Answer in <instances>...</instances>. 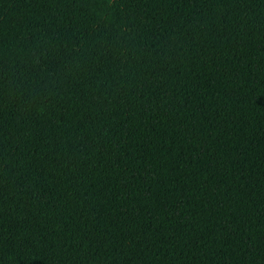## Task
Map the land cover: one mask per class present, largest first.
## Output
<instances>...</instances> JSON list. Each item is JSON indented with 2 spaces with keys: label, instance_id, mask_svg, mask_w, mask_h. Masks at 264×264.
<instances>
[{
  "label": "trees",
  "instance_id": "16d2710c",
  "mask_svg": "<svg viewBox=\"0 0 264 264\" xmlns=\"http://www.w3.org/2000/svg\"><path fill=\"white\" fill-rule=\"evenodd\" d=\"M32 31L75 41L0 167V264H264V0H0V71Z\"/></svg>",
  "mask_w": 264,
  "mask_h": 264
},
{
  "label": "rangeland",
  "instance_id": "374dc122",
  "mask_svg": "<svg viewBox=\"0 0 264 264\" xmlns=\"http://www.w3.org/2000/svg\"><path fill=\"white\" fill-rule=\"evenodd\" d=\"M39 21L40 10L32 13ZM75 40L52 45L33 31L0 71V167L69 60Z\"/></svg>",
  "mask_w": 264,
  "mask_h": 264
}]
</instances>
